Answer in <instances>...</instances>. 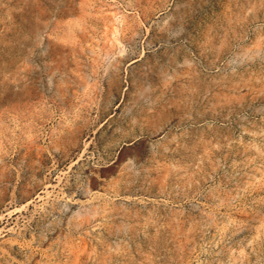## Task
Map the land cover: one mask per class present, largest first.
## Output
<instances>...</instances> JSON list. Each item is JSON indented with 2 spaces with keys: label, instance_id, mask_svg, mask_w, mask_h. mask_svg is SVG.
I'll use <instances>...</instances> for the list:
<instances>
[{
  "label": "rangeland",
  "instance_id": "1",
  "mask_svg": "<svg viewBox=\"0 0 264 264\" xmlns=\"http://www.w3.org/2000/svg\"><path fill=\"white\" fill-rule=\"evenodd\" d=\"M0 264H264V0H0Z\"/></svg>",
  "mask_w": 264,
  "mask_h": 264
},
{
  "label": "water",
  "instance_id": "2",
  "mask_svg": "<svg viewBox=\"0 0 264 264\" xmlns=\"http://www.w3.org/2000/svg\"><path fill=\"white\" fill-rule=\"evenodd\" d=\"M132 148H133L132 146L124 147L123 150L121 151V153L118 156V160H117L116 165H111L109 167H105V168H103V171L106 172V173L113 172L116 169V166L119 164V162H121L122 160H124L125 158L130 156Z\"/></svg>",
  "mask_w": 264,
  "mask_h": 264
}]
</instances>
